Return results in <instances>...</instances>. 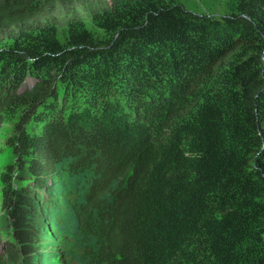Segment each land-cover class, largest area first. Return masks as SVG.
<instances>
[{"label": "trees", "instance_id": "obj_1", "mask_svg": "<svg viewBox=\"0 0 264 264\" xmlns=\"http://www.w3.org/2000/svg\"><path fill=\"white\" fill-rule=\"evenodd\" d=\"M180 1L0 0V264H264V0Z\"/></svg>", "mask_w": 264, "mask_h": 264}, {"label": "rangeland", "instance_id": "obj_2", "mask_svg": "<svg viewBox=\"0 0 264 264\" xmlns=\"http://www.w3.org/2000/svg\"><path fill=\"white\" fill-rule=\"evenodd\" d=\"M180 2L187 10L195 14L215 18H220L226 14H229L234 9L232 0H181ZM53 18L61 31L67 23H70L75 19H79L87 27V29L93 35H95V37L101 39L104 38L103 33L91 25L88 13L83 6L78 5L74 8L70 7L69 9H65L62 6H57ZM43 21L45 22L46 20H42L41 22ZM9 39L10 36L8 32H4L0 35V49L1 45H9V42H11ZM33 84L34 82L28 79L26 81V85L23 88L31 87ZM72 108H74V106ZM18 117V113L12 114L5 113L4 111L0 112V173L3 171L4 166L13 160V156L7 143L8 139L14 134L13 127L17 122ZM33 127L35 133L40 130V125L38 124H35V126L34 124H30L27 126V129L31 131V128ZM1 237L2 236L0 234V254L2 245ZM61 242H63V240ZM44 258L47 261V263L44 262L46 264H67L66 258L61 255L60 250L55 255H46Z\"/></svg>", "mask_w": 264, "mask_h": 264}]
</instances>
